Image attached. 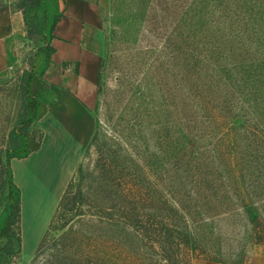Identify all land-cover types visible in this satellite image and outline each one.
Segmentation results:
<instances>
[{"label": "rangeland", "instance_id": "374dc122", "mask_svg": "<svg viewBox=\"0 0 264 264\" xmlns=\"http://www.w3.org/2000/svg\"><path fill=\"white\" fill-rule=\"evenodd\" d=\"M174 1L177 0H173V4ZM0 2L3 4L4 0ZM98 3L100 7L98 51L102 54L101 62L107 60L109 62L105 63L102 70L98 85V89L101 87V90H98L96 102L92 106L95 122L93 134L100 125L101 138L112 146L114 137L109 131L115 126L134 149H139L140 154L148 153L146 159H150L154 152L161 154L163 162L148 165L162 168L163 171L157 181L161 185L160 190L163 191L168 186L166 184L178 180L176 174L178 169L181 173L185 167L182 158L183 132L186 131L184 126L198 128L196 135L204 146L208 143L206 138L209 132L208 126L216 127L213 132L215 140L223 138L227 141L229 138H224V135L220 138V132L222 126L227 127L226 121L232 119L227 118L225 123L219 119L212 122L209 120L212 117L200 107L196 108L198 112L195 115L192 112L194 109L185 115V103L192 104L193 101L189 98L185 99L183 95L181 30L177 23L170 22L172 12L169 10L171 16L167 14L164 3H161L162 11L158 10L160 15H157V20L153 16L146 22L133 15L138 12L136 9L138 0H98ZM44 15L42 8L38 11L29 10V20L35 21L34 38L20 42L15 64L0 78V233L8 223L11 203L15 201V195H18L17 189L11 186V180L20 189L24 217V221L21 217V234H18L13 218L8 236L0 235V264H248L247 255L257 244L260 227L248 218L242 200L234 193L235 183L228 182L224 176L220 180H224V189L230 191L231 196L224 204L215 205L214 198L213 203L185 198V204L180 207L172 197L166 196L165 193L168 191L160 192L163 198L140 203L145 214L143 219L147 229L146 236L122 222L86 215L76 220L73 227L71 224L70 228H67V235L70 236L67 246L58 241L35 257L55 209L75 174L66 179L63 186L61 184L58 187L57 195L54 191L52 196L50 195L52 189L46 190L45 193L44 186L33 182L30 188L36 186L30 201L28 196L24 201L22 188L16 183L12 168V161L25 158L28 153L24 152L29 151L30 144L35 145L42 138L37 120L51 99L43 79L36 78L42 71V67L38 69L37 66L38 57L32 59L34 53L53 37L52 24L45 23ZM119 17L123 19L122 24L116 20ZM172 19L175 20L174 17ZM163 24L166 26L160 31H155ZM129 25L136 27L141 25L140 32ZM126 26H128L127 30L132 29V42L119 40L121 35H126V32L124 33ZM113 30H117V34L113 33ZM147 45L154 52L143 56L139 53V48ZM133 50L135 59L129 54ZM110 52L116 57L115 59L110 60ZM32 65H35L34 69ZM32 71L35 72V76L30 93L37 96L39 105L38 114L32 125L28 127L26 123L34 115L33 103H36V98L35 102H31L28 97L27 77ZM34 79L40 85V87L37 85L36 89L33 88ZM138 91H142L143 94H139ZM243 107L246 111L240 108L234 110L237 121L241 122L237 126L239 136L234 144L238 145L240 148L238 150H249L248 153L256 156L258 150L262 148H259V140L254 138V133L260 135L258 129H254L256 123L254 107L250 101H247ZM242 123L252 128L250 133L240 126ZM261 123L264 135V116ZM101 142L103 141L100 140ZM98 147H91L90 152L87 153V146L79 163L86 166L88 173L93 172L99 162ZM259 163L261 164V161ZM50 172L52 173L53 169ZM171 173L175 175L172 177ZM44 178L41 176V179ZM246 187L248 186L245 185V189ZM98 190L95 188V191ZM12 191L14 199H10ZM98 193L100 198L97 203L100 200L103 202L104 198L102 194L100 195V190ZM41 200L53 206L44 226V219L49 211L43 212L44 210L38 207ZM250 202L252 207L257 209L252 213L260 215L261 226L264 227V192ZM108 203L104 204V207L110 205ZM173 207H178V211ZM29 208L34 213L41 210L38 213L40 218L32 220ZM184 222L188 224L190 233V242H187L189 247L184 245L179 247L176 243H162L160 233L164 231L165 223H171L174 228L175 226L182 228ZM32 230L38 232L36 237L29 233ZM169 247H172L170 248L172 251L169 250L168 253L166 249ZM89 260L93 262L89 263Z\"/></svg>", "mask_w": 264, "mask_h": 264}, {"label": "trees", "instance_id": "16d2710c", "mask_svg": "<svg viewBox=\"0 0 264 264\" xmlns=\"http://www.w3.org/2000/svg\"><path fill=\"white\" fill-rule=\"evenodd\" d=\"M172 1L138 0V6H136L138 12L133 15H137L145 22L153 16L157 20L158 10L163 9L161 3L165 4L168 15L172 12L170 16L175 20L171 18L170 22L177 23L181 30L183 95L185 99L189 98L193 101L192 104L185 103V115H188L192 109L195 115L198 112L196 108L200 107L212 117H208L212 122L219 119L225 123L227 118L232 119L226 121L227 127L222 126V132H220V138L224 135V138L229 139L227 141L223 138L215 140L213 132L216 127L208 126L209 132L206 135L208 143L202 146L196 135L198 128L184 126L186 131L183 132L182 158L185 167L181 173L178 169L176 173L178 180L166 184L168 186L162 191L157 181L159 174L163 171L162 168L148 165L163 162L161 154L154 152L150 159H146L148 153L140 154L139 149H134L115 126L109 131L114 137L112 148L108 141L101 138L100 125H98L88 145L87 153L90 152L91 147L99 146L97 150L99 162L95 170L89 173L86 166L79 165L55 209L35 257L58 241L67 246L70 240L67 230L71 224L73 227L76 220L86 215L122 222L146 236L145 230L147 232V229L143 219L145 214L140 203L163 198L160 192L168 191L165 193L166 196L172 197L180 207L185 204V198L203 200L207 203H213L214 198L215 205L224 204L231 196L230 191L224 189L225 182L220 180L222 176L228 182L235 183L234 193L242 200L248 218L260 227L257 244H264V227L261 226L260 215L252 213L257 209L252 207L250 202L264 192V135L261 123L262 116H264V0H177L174 4ZM44 3L45 0H20L16 5L24 13L29 40L34 38L33 30L35 29V21L29 20V10L38 11ZM59 18L58 15L52 24L53 32ZM116 20L119 23L123 21L121 17ZM44 21L47 24V14L44 15ZM163 26L166 25H160L155 31H160ZM132 27L140 32L141 25ZM127 28L128 26L124 28L126 35H121L119 38L122 42L133 41L132 29L127 30ZM117 32L113 30V33L117 34ZM116 34L114 35L117 36ZM148 46L139 48V53L147 56L154 52ZM41 52L46 53L45 69L51 62V55L55 52V48L50 41H46V45L40 47L32 59H36ZM129 54L135 59L134 50ZM109 57L110 60L116 58L111 55V52ZM106 62L102 61L100 64L99 80ZM34 66L32 65L33 69ZM34 76L35 72L32 71L27 77L28 97L31 102H35L36 98V103H33L34 115L26 123L28 127L32 125L38 114L37 96L30 93ZM98 90L100 91L101 87ZM138 93L143 94L142 91ZM247 101H250L254 107L253 112L256 117L254 129L257 128L260 132V135L254 133V138H257L255 140H259V148H262L258 150L256 156L248 153L249 150H238L240 148L234 144L239 136L237 126L241 123L237 121L234 110L244 109L243 106ZM185 122L190 124L187 120ZM240 126L247 129L248 133L252 130L245 123ZM100 140L103 142L100 143ZM28 150L24 153L29 154L31 149ZM174 175L170 174L172 177ZM10 183L13 188L17 189L18 195H15V201L11 203L8 223L3 227L1 236H8L13 218L17 232L21 234L20 189L13 180ZM245 185L248 186L246 189ZM95 188L100 190V195L102 194L104 198L103 202L100 200L97 203L100 197L97 195L99 190L95 191ZM10 199H14L13 191L10 193ZM106 203L110 205L104 207ZM173 208L176 211L179 209L178 207ZM165 224L164 231L160 233L162 243H176L179 247L182 245L189 247L187 242H190V233L186 222L182 228L177 226L174 228L171 223ZM170 248L172 247L164 251L169 253L172 251ZM91 262L93 261L89 260V263Z\"/></svg>", "mask_w": 264, "mask_h": 264}, {"label": "crops", "instance_id": "0c3cea01", "mask_svg": "<svg viewBox=\"0 0 264 264\" xmlns=\"http://www.w3.org/2000/svg\"><path fill=\"white\" fill-rule=\"evenodd\" d=\"M19 1L6 0L0 5V78L13 67L19 44L27 39L24 13L16 7ZM42 9L48 16L47 24H53L58 15L60 18L50 39L55 48L50 64L44 69L45 52H41L37 60L38 69L42 67V71L36 78L43 79L51 96L37 120L42 138L35 145L30 144L31 152L25 158L12 161L14 178L22 188L24 201L26 196L30 201L36 186L30 188L33 182L44 186V192L50 191L56 184L63 186L79 167L94 131L92 106L97 98L102 57L98 51V0H45ZM37 85L40 87L34 79L33 88ZM22 204L23 200L21 207ZM29 211L32 220L37 219L30 208ZM29 233L34 237L38 234L35 230ZM247 262L264 264V244L251 248Z\"/></svg>", "mask_w": 264, "mask_h": 264}, {"label": "bare ground", "instance_id": "6f19581e", "mask_svg": "<svg viewBox=\"0 0 264 264\" xmlns=\"http://www.w3.org/2000/svg\"><path fill=\"white\" fill-rule=\"evenodd\" d=\"M58 187H59V185H55L54 186V188L52 189V191H51V196L54 194V191H55V194H57V190H59L58 189ZM30 205V204H29ZM38 207L40 208H42V210H44L43 212H48L49 210H50V205L49 204H46V203H44V200H41L40 202H39V205H38ZM41 211V210H40ZM40 211H38L37 213H34L33 212V215H35V216H37V218H40L39 216H38V213L40 212Z\"/></svg>", "mask_w": 264, "mask_h": 264}]
</instances>
